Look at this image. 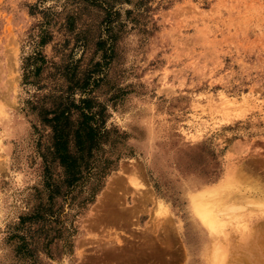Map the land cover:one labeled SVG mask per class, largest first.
Masks as SVG:
<instances>
[{"label":"rangeland","instance_id":"1","mask_svg":"<svg viewBox=\"0 0 264 264\" xmlns=\"http://www.w3.org/2000/svg\"><path fill=\"white\" fill-rule=\"evenodd\" d=\"M87 97L110 133L96 166L114 162L29 220L46 120ZM217 187L207 204L232 207L207 228L193 198ZM263 201L264 0H0V264H264L246 252L264 250Z\"/></svg>","mask_w":264,"mask_h":264},{"label":"trees","instance_id":"2","mask_svg":"<svg viewBox=\"0 0 264 264\" xmlns=\"http://www.w3.org/2000/svg\"><path fill=\"white\" fill-rule=\"evenodd\" d=\"M101 4L106 15L102 25L111 34L114 30L112 19L117 12H114L110 4L105 2H101ZM111 39L114 41L113 37ZM103 45L101 39L98 46L101 48ZM89 85V83L84 85V93L88 91ZM75 113L78 116L76 121ZM50 115H52L51 118H47L46 122L49 123L53 133V152L50 153L49 158L44 157L45 187L49 191L48 203L36 207L29 220L51 224L55 222L54 217L57 213L55 209L59 201L69 203L75 197L76 191L93 176L99 186L101 179L106 176L108 165L113 164L114 161L107 159L103 163V168L96 166L103 144L108 141L110 135L105 127V109L100 104L87 97L80 100L79 104L70 102L67 107L55 109ZM54 164L62 168V177H54L51 172V165ZM98 186L91 190V197L86 199L88 204L93 202V198L99 192L101 187ZM46 237L45 239H47Z\"/></svg>","mask_w":264,"mask_h":264},{"label":"bare ground","instance_id":"3","mask_svg":"<svg viewBox=\"0 0 264 264\" xmlns=\"http://www.w3.org/2000/svg\"><path fill=\"white\" fill-rule=\"evenodd\" d=\"M222 192H224V190L220 189V187L217 188H213V189H206L201 191V193L199 194V197L195 196V198H193V204L195 207V216L197 217V219L199 220V222L201 224H203L205 227L209 228V227H213L214 225H216V216H218V214L222 211V208L224 209H228L229 211V207L231 208L232 206L229 207H220L221 202L218 200V202H215V205H208L206 200L208 197H213L215 198L213 195H220L222 194ZM220 193V194H219ZM218 194V195H217ZM262 195V194H261ZM261 200H263V198L260 197ZM222 201V200H221ZM224 201V200H223ZM231 202V201H230ZM264 202V201H263ZM228 204V203H227ZM236 208V206H235ZM259 209V208H258ZM236 210V209H235ZM226 211V210H225ZM232 211V210H231ZM224 212V211H223ZM222 214V213H221ZM230 214V213H229ZM228 214V215H229ZM216 217V218H215ZM220 223V222H219ZM219 223L217 225H219ZM256 231V230H255ZM258 233V232H257ZM259 237V236H258ZM254 239V238H253ZM260 239V238H259ZM255 240V239H254ZM253 240V241H254ZM258 241V240H256ZM256 241L254 242V244H247V248H246V252L251 256L250 260L252 256L257 253V256L260 255L261 251L264 250H260L261 248H259L258 246H256ZM260 241V240H259ZM260 245V244H259ZM263 247V246H262ZM263 249V248H262ZM219 254H220V258L222 260H225V264H229L230 262H232V256H231V250L229 248H225L224 250L221 248L219 249ZM264 253V252H263ZM244 257L247 256L246 253H244ZM259 254V255H258ZM248 255V256H249ZM243 260V259H242ZM259 261V260H258ZM244 262V261H243ZM242 262V263H243ZM246 263V262H245ZM262 263H264V260H262ZM251 264V263H250ZM256 264V263H255Z\"/></svg>","mask_w":264,"mask_h":264}]
</instances>
